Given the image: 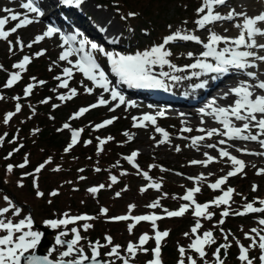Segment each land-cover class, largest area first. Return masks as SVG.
<instances>
[{
  "label": "rangeland",
  "instance_id": "374dc122",
  "mask_svg": "<svg viewBox=\"0 0 264 264\" xmlns=\"http://www.w3.org/2000/svg\"><path fill=\"white\" fill-rule=\"evenodd\" d=\"M100 1L101 0H85V3L80 8L68 6L69 10L67 12H70V16H64L59 13L60 11H63L64 5L62 3H60V7L58 8L57 6L49 5L51 0H38L41 9L45 14L42 18H40L39 22H34L27 27L20 28L16 33H12L9 36V40L12 42L13 53L9 52L8 41L0 40V65H2L4 67L3 69L6 70H0V78L4 81V84L8 79V73L18 71L17 69L12 68L14 63L21 60L24 55L38 58L35 57L34 54L41 50H45L44 54L39 56L41 59L38 61L42 62V66H55V69L58 71L62 70L63 67H71L67 64V62H63L58 59L59 54L62 51L59 47L61 44L59 35H56L51 39L46 38L39 43L33 44L31 48L24 47L23 51H20V46L15 43L17 38H20L23 44L27 45L37 35L42 34L48 26H51L50 24L52 22L62 26L61 24H64L65 21H67L69 25H64L67 27L62 26V29L60 28L61 31L65 33H74L75 31H79L83 34L82 38H86L91 42L97 43L106 51L120 52L122 54H134L137 51L150 49L153 45L162 43L165 36L171 34L177 29H180L182 32H187L188 34L197 35L202 41L207 42L208 31L206 29L197 30L194 23V21L198 19L196 9L200 6L201 0H115L114 2L116 5L114 2H110L111 0L101 3ZM21 2L22 0H0V18H4L6 15L11 14L5 13L3 11L4 9H11L13 12L23 13L24 10L20 7ZM41 3L44 4L45 8L42 7ZM225 7L229 6H220V8ZM246 8L251 10V14L256 15V13L258 14L260 11L264 10V5H248ZM117 9L121 10V13L120 11H117ZM129 12H135L137 15L135 17L128 18V21L122 20L121 16H126ZM85 14L91 15L93 21L90 22L86 20V17L84 16ZM32 18L35 19L34 15ZM143 21H146L147 24H143ZM17 22L18 21L10 20L5 25V30H10ZM235 22H238V20L232 22L226 21L225 23L228 27L223 29H219V27L214 28L212 25H209L208 28L219 35L234 38L238 35V30L232 26ZM169 25H171V29L169 28ZM101 28L106 30L101 31ZM129 28L132 30L129 31ZM225 29L228 30L225 31ZM80 38L81 37H78V39ZM111 40H116L117 43H110ZM257 42L264 43V37H257ZM188 43L189 42L176 41L170 46H166L172 52V55L168 58L172 64L180 68H185L186 65L195 62V59L198 58L200 53L204 50L200 44L194 43L195 47H190ZM219 47H223V45H220ZM189 52L194 54L192 58L187 56V53ZM257 54L264 55V50H257ZM94 55L96 56L98 63L101 64L102 68L109 76L113 86H115L125 97L126 101L134 103L135 106L132 107L126 103L121 104L120 107L115 109V111H109V108L117 104L118 101H111L110 95L108 93H104V98L110 100V104L95 108L96 110L98 109V111L95 112H99L101 114L99 117L97 116L94 118V116H91L86 118L88 112L82 115L79 119L85 121H81L80 124L85 126L86 123L89 126L93 122L92 119H94V121L100 119V123L113 117L116 119L111 125H108L105 128L97 131L89 130L90 134H83L82 132V137H88L92 143L94 142V145H87L84 147L87 153H91L95 147V149H97V137L102 139L112 137L113 139L109 140L108 143L104 145L105 147L103 152L106 155H109V153L111 154V151H113L116 153V161L125 163L122 164L120 168H116V170L112 172H108V170L101 176H98L97 174L99 172L97 173L96 171L86 173L77 172L74 168L77 166L73 161H61V158L64 157V155H62L64 152L62 154L59 153L57 150L59 148L46 149L50 152V157L53 158V163L48 164H45L46 159H44L45 157L43 158L45 155L44 152L38 150L36 153L34 148H32L33 152L27 155L30 160L29 166H25L24 168L16 167L18 165V161L21 159L20 157L16 158L12 164L14 165L12 173H7V167L5 168L0 161V182H3L6 189L9 191V193L6 192L7 196L12 199H15L13 198V196H15V200L23 204L22 209L24 212L21 213V216L11 217L9 214V218L18 222L19 219L25 216L30 217L28 214L30 212V208H28L29 206L34 210L33 215L36 217L34 220L37 224L46 227L44 221L50 220V218H47L48 216H53L59 219V217L61 218L65 212L69 215L77 213V208L84 209V207H89L91 212H97L98 209L103 207L108 209L107 215L109 217H115L129 214L128 206L135 205V208L130 215L139 216L155 214L164 216L163 219L157 221V229L159 231L167 230L169 232L168 237L162 241V244L164 242L168 243L169 247L174 249L175 253L171 261L165 260V257L162 255V261L177 264L179 259L178 247L182 246L185 249H188V245L191 240L184 234L186 232L190 233L191 228L194 226L195 218L191 214V209L183 217L173 218H168L163 210L167 209L169 211H175L179 208L180 204L187 203L178 198L185 194L186 189H191L194 186H199L201 188V192L196 194L197 202H199L201 195L204 197L207 196L208 198H214L215 196L222 194L219 190L213 191L207 186L209 183H214L216 179L226 175V173L231 170L230 162L226 157L221 158L219 156V152L217 151L218 148L226 149L245 164L243 173L230 177L228 182L221 186L225 190L227 187L235 189V193L233 194V200L235 203L231 204V208L229 209L230 213L235 210H242V206L245 203L252 202L257 199H264V175H257V169H264V157L259 158L256 155H249L246 152H237L236 148L242 146V149H253L255 152H264V149H262L259 144L254 141H229L227 140V137L220 135H214L211 138H207V130H211L213 128L219 131L223 130L222 125L218 124L213 116L204 115L199 112V109L204 108L209 102L199 101L200 103H198V101H196L195 104L198 103V105L195 107L194 104L185 102L186 99L179 94L182 93V91L187 92L190 89H196L195 85L203 83L204 80L209 79L210 76H201L199 81L194 80L196 82H191V78L194 76L190 79H181L180 81L175 82L168 78H162L167 86V90H141L130 88L125 84L118 83L117 77L111 73L106 57L100 55L99 53H95ZM72 59H75V57H72ZM259 62L261 65L263 64L261 61H255L257 67L249 69V71L256 72L258 78L260 80H264V71L261 69ZM159 71H161V69L154 68V72ZM163 71L170 70L167 66H165ZM193 71L195 70L186 69L182 72H173L171 75L186 77L190 76ZM76 74H78L79 78L83 80L87 86L91 87L90 82L84 80L80 73H75L74 75ZM235 75L240 80H247L248 83L256 82L247 78L243 73L236 71H230L227 76ZM227 83L228 80L223 78L222 83H220L222 88L215 90L214 93L212 92L214 95L213 99L215 98L216 100V106H226L221 97L225 92H228L230 88L238 86L240 81L232 85H227ZM209 90H213V87ZM166 91H168L167 93L173 94L172 99L155 101L159 97L160 93H165ZM101 92V89L95 88L93 93L90 95L87 93L83 95L77 94V96L72 98V101H70L69 104L66 103L65 107L63 106L64 102L57 99V97L54 98V105H58V107H54L53 105L52 108L61 112V118L49 119L53 121L54 131L59 133L60 137L64 141L69 142L71 132L68 129H64L63 131H57V129H61L65 123H69L71 128L75 129L76 127L74 123L79 119L72 120L70 117H72V115L80 108H85L96 103L101 95ZM22 93L24 94V88ZM32 94L28 97L23 95V102H0V132L2 130L11 131L8 128L9 125L18 126V123L20 124L25 120L34 119L37 115H39L36 113L37 110H39L36 103H33L31 98L29 99ZM167 98H169V96H167ZM202 98L198 100H202ZM230 98L233 103L234 97L231 96ZM182 100L185 103H183ZM172 103L176 104L178 108H173L171 106ZM17 104L21 105V111L16 113L9 120L11 121L10 123L8 122V124H4V116L9 112H15ZM33 111L35 112L34 115ZM206 111L210 112L211 109H206ZM160 112H163L164 115H158ZM188 113L199 114V117H197L198 115L196 117H188ZM144 114L154 116L156 126L162 128L168 133L166 143L158 144V141L164 139V137L157 133L155 131V127L147 121L144 122L146 127H133V117L140 118ZM202 120L203 123H201ZM190 121H194V123ZM234 123H236L237 126H240L241 122L234 121ZM83 126L82 129H84ZM185 127L192 129V131H182V128ZM200 128L205 129V132L197 131V129ZM125 132L132 136L130 141L127 136L123 135ZM252 132L255 134L256 129L253 128ZM117 134H120L122 138L117 137ZM197 136H205V139L199 141L198 145L193 146L191 140ZM221 139L225 141L227 140L228 142H226L230 143L231 147L227 149L228 147L225 148L223 144H219L218 141ZM207 144H215L216 148H208L205 146ZM177 146L180 148L179 152L176 151ZM77 149L70 150V152L79 153ZM133 151L139 152V155L136 157V163L142 171L148 172L149 176L152 178L151 181H145L143 177L138 175L136 170L123 159V157L130 155ZM205 153L214 158L213 162L209 163L207 167L199 164H190V161L192 160L206 161L207 157L205 156ZM91 156L95 158L99 157L96 155ZM59 162H63L61 166H58ZM40 164H45V167L39 173L40 175H38L39 191L43 192L44 187L46 186L56 189L59 194L53 199L45 193V196L37 198L35 195L36 189L33 188V181L31 182V179L28 181V179H26L27 176L24 175L27 170H29L28 173H34L35 168ZM150 165H155V167L150 169ZM56 168H59L60 171H53V169ZM161 168L166 169L167 171H161ZM122 171L126 172L127 175L122 176ZM177 173L182 175H177ZM209 173H212V175H209ZM88 174H90L89 177ZM201 174L206 177L203 182H195L188 179V177H197ZM111 175H115L117 177L118 183L111 184L109 179ZM81 176L86 179L81 180ZM22 177L24 187L18 188L17 181L21 180ZM150 182L161 183V191L158 192L155 189L149 188L141 194V187L146 186ZM101 184L105 185V187L100 189L98 193L91 194L87 191L90 187H97ZM253 185L257 186V191L255 192L252 191ZM1 188L2 192L0 191V198L5 195L4 187L2 186ZM117 192L120 193L119 197L116 196ZM237 193L240 195H237ZM162 194L167 195L166 197L161 198ZM174 196L177 197V199H173ZM245 197L247 200L244 199ZM157 199H160L161 207L156 209H149L146 207V205ZM51 203H54V205ZM4 206L5 204L3 200L0 199V207ZM73 206L76 207L73 208ZM254 206L259 205L254 204ZM224 207L225 206H221L216 210V212L212 211L214 215L211 220L201 219L202 228L198 230L197 234H202L205 231L211 230L216 242L231 244L230 249H233L231 252L238 257L239 249L236 246V239H238L243 245L247 246L250 241L245 239L244 233L249 232L252 228H257L259 230L261 226L257 223V221L260 218H264V213L248 214L245 216L230 214L228 217L224 218L225 222L222 225H218V221L221 219L220 213ZM104 221L105 222L103 223L102 221L100 222L102 234L111 236L115 244L122 246V255H125L123 249L126 248L129 241H132L133 243L138 242L139 237L144 233H148L149 236H154L150 222H140L134 227L132 234L130 235L127 225L128 223H131V221L111 222L107 219ZM34 224L35 223H33V225ZM214 225L218 226L214 227ZM33 230L39 231L34 226ZM55 232L56 235L59 234L57 229H55ZM229 233L231 235H228V240L226 241L224 236ZM48 238L54 244L53 248H55V251H53L50 259H55L58 257L59 252L64 249L55 245L53 240L54 236L52 237V235H49ZM81 243L84 245L86 253L90 255V250L87 246H85L84 241ZM144 247H155V241L149 240ZM45 250L46 254H48L49 248ZM108 250V248L102 249V253L107 252ZM205 251L207 253L206 257L210 260L211 248L206 246ZM186 255H193L194 258L197 257L190 250L186 252ZM250 256L257 258L256 261H258L259 250H251ZM102 258L107 257L102 256ZM150 259H152L150 252L147 254L138 253L137 257L132 260L131 263L146 264V262ZM207 262L208 264L209 262L210 264L215 263V261ZM116 264H122V262L117 261ZM197 264H204V261L198 260Z\"/></svg>",
  "mask_w": 264,
  "mask_h": 264
},
{
  "label": "snow or ice",
  "instance_id": "6c2138e0",
  "mask_svg": "<svg viewBox=\"0 0 264 264\" xmlns=\"http://www.w3.org/2000/svg\"><path fill=\"white\" fill-rule=\"evenodd\" d=\"M64 6H69L73 8H80L85 0H59ZM229 0H201L200 6L196 9V14L198 19L194 21L197 30L206 29L208 31L207 42H204L197 35L188 34L187 32H182L180 29L172 32L171 34L163 38V42L158 45H153L150 49L144 51H137L134 54H122L120 52L106 51L103 47L99 46L95 42H91L86 38H82L83 34L79 31L74 33H65L61 31L60 28L55 26H48L46 30L37 35L30 43L24 45L20 38H17L16 44L20 46V51H23L24 47L31 48L33 44L39 43L44 39H51L56 35H59L61 44L59 47L62 51L59 54L58 59L63 62H67L71 67H63L62 74L54 77V79L60 81L57 85L58 88L68 89L67 94H60L57 99L62 102L71 100L75 97L77 89L69 87V80L74 76L75 73H80L84 80L90 82L91 87L84 85L82 86L85 93L92 94L95 88L101 89V95L97 102L89 105L85 108H80L75 112L70 119H79L82 115L89 112L91 109H95L99 106H107L110 104V100L104 98V93L110 95L111 101H118L113 107L109 108V111H115L116 108L120 107L121 104H128L134 107L135 104L125 100V97L113 86L112 81L106 74L101 64L98 63L95 53H99L106 57L107 62L110 66L111 73L117 77V82L125 84L130 88L136 89H164L167 90V86L162 78H168L171 81H180L181 79H190L192 76H210L213 81L218 80L230 73V71H236L243 73L247 78L256 81L255 83H248L247 80L241 81L238 86L232 87L225 92L221 97L222 99H227L231 94L234 97L233 103L228 106H216L215 98L212 99L204 108L199 109V112L204 115H211L214 117L215 121L222 125V131L215 128L206 131L207 138H211L214 135H220L227 137L229 141H254L259 144V146L264 149V80H260L256 72L249 71V69L257 67L255 61L264 62V55H258L257 50H264V43H258L257 37H264V10L260 11L254 16H250L246 11L237 12L232 9L227 12L226 15H222L219 11L220 6L227 5ZM23 13L13 12L11 9H4L5 13H11L6 15L4 18H0V40L9 42V52L13 53L12 42L9 40V36L12 33H16L18 29L27 27L28 25L39 22L40 18L44 16V11L41 9L38 0H22L20 4ZM117 11H119L117 9ZM35 17L33 19L32 17ZM137 13L129 12L126 16H121L122 20H127L130 17H135ZM18 21L10 30H5V25L9 21ZM233 27L238 30V35L236 37H228L217 34L208 28L209 25L216 24L218 22H232ZM186 23V22H185ZM171 29V25H169ZM106 29L101 28V31ZM129 31L132 29L129 28ZM228 29H225L227 31ZM78 37H81L78 39ZM184 41V42H194L200 44L203 47V51L200 53L199 57L195 59V62L186 65L185 68L177 67L172 64L168 59L172 52L166 46H170L173 42ZM110 43H117L116 40H111ZM223 45V47H219ZM45 50H41L34 54L35 57L42 56ZM193 53H187L189 58L193 57ZM75 57V59H72ZM33 57L24 55L21 60L12 65L13 69L18 71H13L8 73V79L3 85L4 88H11L21 79L22 73L26 72L28 66L31 64ZM170 71H163L164 67ZM154 68H159L161 71L154 72ZM186 69H193L199 71L191 72L190 76L180 77L171 75L173 72H182ZM0 70H4L3 66L0 65ZM51 71V68L49 69ZM66 77V78H62ZM31 80L35 81L36 78L32 77ZM39 85H43L45 81H38ZM207 81L201 84L195 85L196 88H204ZM34 84L29 83L24 88V96L28 97L32 94ZM55 91V90H53ZM0 99H4L0 96ZM13 99L18 100L19 97H13ZM48 100L45 99L40 103H47ZM58 107V105H54ZM206 109H211V111H206ZM21 111V105L17 104L15 107V112H9L4 116L3 123L8 124L9 120L18 112ZM35 112L33 111V115ZM158 115L163 116L164 113L160 112ZM52 118V117H50ZM116 118L107 119L99 124H96L93 131L105 128L111 125ZM145 121L152 124L155 127V131L161 134L164 139L158 141V144H164L167 142L168 133L162 128L156 126L155 117L149 114H144L142 117H133V127H146ZM236 122H241L240 126H237ZM203 123V120L201 121ZM255 128L256 132L253 134L252 129ZM68 129L71 132V138L68 145L64 148V152L68 153L72 148H74L78 143L81 142L80 137L83 129H72L69 123H65L61 129L57 131H63ZM184 132H191L190 128H182ZM197 131L205 132V129L200 128ZM7 135V134H5ZM123 135L128 137L130 141L132 136L127 132ZM154 138V137H153ZM98 140L97 144V155H99L104 149L103 146L108 143L112 137L107 138H96ZM205 136H197L192 138L191 143L193 146L198 145V142L204 140ZM4 137H0V143H2ZM13 141L9 142H14ZM84 145L87 146L91 144L92 141H83ZM219 144H225L226 141L221 139L218 141ZM208 148H216L215 144L205 145ZM231 147V145H229ZM13 151H19V148ZM176 151L179 152V146L176 147ZM219 156L221 158H227L230 162L231 170L215 180L214 183H209L207 186L213 191L219 190L222 194L215 196L211 201L206 203H199L196 200V194L201 192L199 186H194L191 189H186L185 194L178 199L183 200L187 203L180 204L179 208L175 211H169L164 209V213L168 218L173 217H183L191 209V214L195 218L194 226L191 228L190 233H185L184 235L188 237L191 242L188 245V249L184 247H178L179 259L177 264H197V260L193 255H186V252L190 250L195 256L199 257L204 264H208L205 260L207 255L205 248L206 246H211L216 243L211 230L205 231L202 234H197L198 230L202 228L201 219L211 220L214 213L210 211L211 208H220L221 205L225 206L221 213V219L218 221V225H222L225 217L230 214L236 216H245L248 214H258L264 213V199H257L252 202L245 203L242 206V210H235L230 213L229 209L231 204L235 203L233 200V194L235 189L232 187H227L223 189L221 186L225 185L230 177L237 176L243 173L245 164L243 161L238 159L236 156L232 155L229 151L223 148H218ZM237 152H247V149L236 148ZM249 155L264 156V152H250ZM12 153H9L8 159L11 157ZM139 155L138 151H133L130 155L123 157L132 168H134L138 175L142 176L145 181H151L147 171H142L139 165L136 163V157ZM206 161L192 160L190 164L192 165H207L213 162L214 158L207 153ZM27 156L24 159V163L17 165L16 167L24 168L28 164ZM51 163V158L45 162V164ZM45 164H40L34 170V173H25V176H33V188L36 189L35 195L37 198L44 196V193L39 191L38 185V174L44 169ZM115 166V165H114ZM155 167V165H150L149 168ZM255 167V166H254ZM7 173L13 172V165H8L6 169ZM53 171H60L59 168L53 169ZM78 171L83 172L84 169H79ZM95 171L99 172L101 169L96 168ZM161 171H167L161 168ZM121 175H127L126 172H121ZM177 175H182L177 173ZM212 175V173H209ZM257 175H264V169H257ZM81 180L85 177L81 176ZM111 184L118 183V179L115 175L109 177ZM189 180L195 182H203L206 177L201 174L197 177H188ZM110 186V185H109ZM17 187L23 188V177L21 180L17 181ZM105 185L101 184L97 187H90L87 191L91 194H96L103 189ZM149 188L155 189L156 191H161L162 185L159 182H150L146 186L141 187L140 192L143 194ZM126 190V189H125ZM252 191H257V186H252ZM58 191L54 190L49 193L50 196L58 195ZM167 194H162L161 198L166 197ZM237 195H240L237 193ZM116 196L119 197L120 193L117 192ZM5 206L0 207V264H116L117 261L122 262V264H131L138 253H151L152 259L146 262V264H163L162 261V241L168 237L169 232L159 231L157 229V221L164 218V216L147 214L133 216L130 213L135 208V205L128 206V213L125 215L109 217L107 215L108 209L101 208L98 216H89L86 214L70 216L65 212L59 219H50L44 221L46 227L51 229H61L67 228L68 225H74L78 222H84L81 227L84 232H87L93 227L89 221L99 219L100 217H106L108 221L111 222H126L128 223V232L131 235L134 227L142 221L150 222V226L154 232V236H149L148 233L142 234L138 242L133 243L129 241L126 248L123 249L125 255L121 254V245L115 244L113 238L109 235H105L104 242L97 240L95 242H88V249L90 250V255L86 253L84 245L81 243L86 239L85 236L81 234L77 227H72L70 232L72 234L71 239H64L69 235L68 231H60L55 237V245L62 247L64 250L59 252L58 257L55 259H50L55 248H50L48 254L44 256H39L36 254L37 246L41 243V237L43 233L33 230V219L31 217L25 216L18 220L9 218L20 217L22 209L15 205L14 201L4 195L2 198ZM177 199V197H173ZM247 200V198H244ZM258 204L259 206H254ZM149 209H156L161 207L160 199L153 201L152 203L146 205ZM257 223L261 226L258 230L257 228H252L249 232L244 233L245 239L249 240L250 243L245 246L238 239H236V246L239 249V255L237 259L240 264H254V260L257 258L251 257L250 252L253 249L259 250L258 261L259 264H264V218L258 219ZM214 225V227L218 226ZM223 231V230H222ZM254 234V235H253ZM228 235L224 236V239L228 240ZM194 237V238H193ZM149 240L155 241V247L149 249L144 247ZM231 247V244L225 243L221 244L216 248L213 253V258L215 264H225L222 258L221 249H224V255L227 254V250ZM108 248L107 252L102 253V249ZM107 257V259H101V257Z\"/></svg>",
  "mask_w": 264,
  "mask_h": 264
},
{
  "label": "trees",
  "instance_id": "16d2710c",
  "mask_svg": "<svg viewBox=\"0 0 264 264\" xmlns=\"http://www.w3.org/2000/svg\"><path fill=\"white\" fill-rule=\"evenodd\" d=\"M114 1L115 0H111L110 2H114ZM101 2H107V0H101L100 3ZM115 5H116V3H115ZM119 11L121 13V10H119ZM85 16L88 18V20L90 22H92L91 20H93V18L91 17V15L85 14ZM127 21H128V19H127ZM143 24H147V22L143 21ZM128 26H129V24H128ZM40 59L41 58H39V57L32 59V62L28 66L27 71L22 73L20 82L15 84L14 87L4 88L3 87L4 81L1 80V78H0V96L4 97V99H0V102L1 101H10V102L14 103L15 101H22V98H24L23 97L24 94L22 93L23 88H25L29 83H32L35 85V87L33 88V91H32L33 94L31 97H29V99L31 98L32 102L36 103L38 109L41 110V111L37 110L36 113H38L39 115H37L34 119L25 120L20 124L18 123V126L9 125L8 128L11 131H7V130L3 131L2 130L0 132V137H4L3 142L0 143V161L2 162V165L5 168L10 164L12 165L13 161L19 157L21 159L18 161V165L24 163L25 157L33 152L32 148H34L36 153L38 152V150L44 152L45 155L43 156V158L45 157L44 158V159H46L45 161H48V159L51 158V163H53V158L50 157L51 156L50 152L47 151L46 149L59 148L57 150L59 151V153L62 154L64 152V148L69 143V142L64 141L60 137L59 133L54 131L53 121H51L49 119L50 117H52L54 119L61 118V112L59 110L52 108V106L54 105V98L58 97L60 94H67V92H68V89L58 88L57 85L60 83V81L54 79V77L62 74V70L58 71L55 69V66H51V65L49 67L48 66H42V62H38ZM50 68H51V71L49 70ZM32 77H35L36 80L35 81L31 80ZM62 78H66V77H62ZM38 81H45L46 83L43 85H39L37 83ZM82 81L83 80H81L79 78L78 74H76L69 80V87L77 89V93L80 95H83V94H85V91H84V88H83L82 83H81ZM83 84L86 85V83L84 81H83ZM53 90H55V91H53ZM13 97H19L20 99L15 100V99H13ZM45 99L48 100L47 103H40L41 101H43ZM70 101H72V99L65 101L63 106L65 107L66 103L69 104ZM95 111H98V109L97 110L91 109L89 111L90 113L88 112V114L86 115V118H89L91 116H94V118H95V117H97V116L99 117V115H101L99 112H95ZM41 112H43V113H41ZM92 120H93V122L89 126L86 123H85V126L81 125L80 123H81L82 119L76 120L74 123V125L76 127L75 129H82V126H83V128H84L83 134H86V133L90 134L89 130L90 131L93 130L94 126L96 124L100 123V121H99L100 119H98L96 121H94V119H92ZM83 121H85V120H83ZM10 122L11 121H9V123ZM88 124H90V123H88ZM5 134H7V135H5ZM117 137L122 138V136L120 134H117ZM14 138H15L14 142H9V141H13ZM80 140H81V142L78 143L74 148L71 149V150L77 149L80 145H82L77 149L79 151V153H77V152L73 153L70 151L68 153L64 152V154H62V155H64V157L61 158V161H67V160L73 161L77 166V167H74L77 172H80V171H78L79 169H84V171H83L84 173L91 172V171L94 172L96 168H99V169H101V171H99V173L97 171L96 172L98 173L97 174L98 176H101L106 171L109 170L108 172H112V171L116 170V168H120V166L125 163V162H121V161H116V158H115L116 153L113 151H111V154L109 153V155H106L103 151L99 155H97V149H95L96 148L95 147L91 153H87L85 150V147H84L85 145H84L83 141H88L90 139H88V137H86V138L82 137V133H81ZM93 143L88 144V145H94ZM44 145H45V147H44ZM104 147L105 146H103V149H104ZM16 148H19V151H13ZM9 153H12L11 157H9L8 159H5V157H8ZM21 155H23V156H21ZM91 155H96L99 157L95 158V157H92ZM28 161L29 162L26 166H29V163H30L29 158H28ZM62 163L63 162H59L58 166H61ZM28 171L29 170H27L26 173H28ZM35 175L38 176L40 174L38 173ZM89 176H90V174H88V177ZM33 178H34L33 176H27L26 179H28V181H29V179H31V182H32ZM0 183H2L1 187L2 186L4 187L5 195H7L6 192L9 193V191L6 189L3 182H0ZM1 187H0V191L2 189ZM46 187H44L43 193H45L47 196L51 197L52 199L55 198V196H50L49 193H51L53 190H56V189H52L49 186H46ZM45 194H44V196H45ZM13 198L16 199L15 196H13ZM200 198H199V202L201 204L206 203L208 201H211L213 199V198H208L207 196L204 197L203 195H201ZM15 199H12V200H14L15 205L22 209L23 204L20 203L19 201L15 200ZM51 204L54 205V203H51ZM221 206H223V205H221ZM74 207H76V206H73V208ZM28 208H30V212L28 213L29 216L33 220L36 219V217L33 215L34 210L29 206H28ZM73 208H72V210H73ZM217 209L218 208L213 207L210 209V211L216 212ZM98 211L100 212V209H98ZM98 211L97 212L96 211L91 212L89 207H86V208L84 207V209L83 208L82 209L77 208V213H72V214H70V216H77V215L86 214V215L95 217V216L99 215ZM22 212H24L23 209H22ZM47 218L57 219L56 217H53V216L52 217L48 216ZM105 219H106V217H100L99 219L89 221L88 223H91L93 225V227L90 228L87 232H84L82 227H81V225L84 222H78L77 224H74V225L70 224L67 226V229H57V230L59 232L62 230L68 231L69 235L67 237H65V239H71L72 234L70 232V229L72 227H77L78 230L81 232V234L86 237V239L84 240L85 246L88 245L89 241L95 242V241L99 240V241H101V243H103L104 242L103 238L105 235H103L101 232L102 228H101L100 222L101 221H102V223L105 222L104 221ZM221 244H223V243L216 242L215 244L209 246V248H211V255H210V260L207 257H205L206 261H215L213 258V253L215 252L216 248L219 247ZM149 249H151V248L149 247ZM232 250L233 249L229 248L227 250V254L224 255V250L221 249L222 258L224 259L225 264H240V263H238L240 261L237 259V256H235V254L231 252ZM174 253H175L174 249L169 247L168 243L164 242L162 244V255H163V257H165V260L171 261L173 259ZM251 257H253V256H251ZM103 259H107V258H103ZM195 259L197 261L200 260V259H198V257H196ZM163 262H166V261H163ZM169 263H172V262H169ZM254 263L259 264V262L256 260L254 261ZM172 264H174V263H172ZM209 264H210V262H209ZM213 264H215V263H213Z\"/></svg>",
  "mask_w": 264,
  "mask_h": 264
},
{
  "label": "bare ground",
  "instance_id": "6f19581e",
  "mask_svg": "<svg viewBox=\"0 0 264 264\" xmlns=\"http://www.w3.org/2000/svg\"><path fill=\"white\" fill-rule=\"evenodd\" d=\"M259 4L264 5V0H229V2L227 4L229 7L219 8V11L221 12L222 15H226L227 12L230 11V10H232V9H235L237 12L246 10V12H247L248 15L254 16L255 14H251L252 13L251 10L247 9L246 6H248V5H259ZM49 5L50 6H52V5L53 6H57L59 8L60 7V2L57 1V0H51V2L49 3ZM64 7H68V6H64ZM225 22H218L216 24H213L212 26L214 28L219 27V29H223V28L228 27V25ZM66 24L69 25V23L67 21H65V23L64 24H61V25L64 26ZM64 27H67V26H64ZM188 44L190 45V47H195L194 42L189 41ZM259 64H260V62H259ZM261 69L264 71V63L261 65ZM195 71H199V70L197 69ZM223 78H226L228 80V84H234V83H237L238 81H240V82L242 81V80L238 79V77L236 75L235 76H227L226 75V76H224V77H222V78H220L218 80H215V81H213L211 79V77H209V79L204 80V81H207V84L205 85L204 88H196L194 90L193 89H190L187 92L186 91H182L183 94L180 93L179 95L186 99L185 102H187L189 104H194L195 107H197L198 104H195L196 101L198 99H200L201 97L206 98L205 93H207L208 90L212 86H214V85L222 82L223 81ZM200 79H201V76L200 77H195L194 76V77L191 78V82H196L194 80H198L199 81ZM216 89H217V87H215V89H213V90H216ZM141 90H143V89H141ZM167 92L168 91H166L165 93H163V92L160 93L159 94V97L155 101L162 100V99H172L173 94L167 93ZM210 94L211 95H209L208 97L214 96V95H212V93H210ZM167 96H169V98H167ZM230 96H231V94L228 96L227 99H223L226 106H228V105H230L232 103L231 102L232 99L230 98ZM185 102L183 101V103H185ZM171 106L173 108H178L177 105L174 104V103H172ZM187 116L188 117H194V116L195 117L196 116L199 117V114H190V113H188ZM190 122H193L194 123V121H190ZM227 142L225 144H223V145L225 146V148L228 147L227 149H229L230 148L229 145H231V144L230 143H227ZM239 148L242 149V146H240ZM250 152H255V150H253V149H247V152L246 153H250ZM242 153H245V152H242ZM256 153H258V152H256ZM256 156L259 157V158H263L264 157V156H258V155H256Z\"/></svg>",
  "mask_w": 264,
  "mask_h": 264
},
{
  "label": "water",
  "instance_id": "95a60500",
  "mask_svg": "<svg viewBox=\"0 0 264 264\" xmlns=\"http://www.w3.org/2000/svg\"><path fill=\"white\" fill-rule=\"evenodd\" d=\"M35 227L43 233V236L41 237V243L37 246L36 254L39 256L47 255L45 249L48 247L53 248V245H51L50 240L48 239V236L52 235L53 230L51 228H44L43 226L40 225H35ZM163 264H167V263H163Z\"/></svg>",
  "mask_w": 264,
  "mask_h": 264
}]
</instances>
